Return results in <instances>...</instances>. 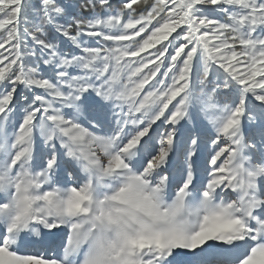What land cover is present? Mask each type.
Instances as JSON below:
<instances>
[{
    "label": "snow or ice",
    "instance_id": "6c2138e0",
    "mask_svg": "<svg viewBox=\"0 0 264 264\" xmlns=\"http://www.w3.org/2000/svg\"><path fill=\"white\" fill-rule=\"evenodd\" d=\"M0 264H264V0H0Z\"/></svg>",
    "mask_w": 264,
    "mask_h": 264
}]
</instances>
